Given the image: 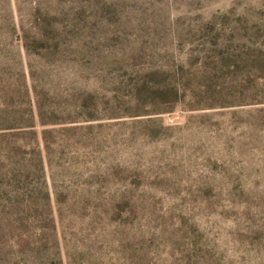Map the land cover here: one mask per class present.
I'll list each match as a JSON object with an SVG mask.
<instances>
[{
    "label": "rangeland",
    "instance_id": "374dc122",
    "mask_svg": "<svg viewBox=\"0 0 264 264\" xmlns=\"http://www.w3.org/2000/svg\"><path fill=\"white\" fill-rule=\"evenodd\" d=\"M0 264H264V0H0Z\"/></svg>",
    "mask_w": 264,
    "mask_h": 264
}]
</instances>
